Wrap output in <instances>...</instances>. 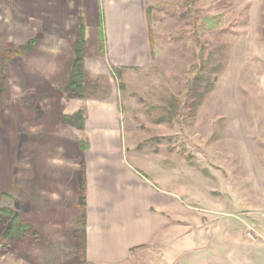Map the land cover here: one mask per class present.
Returning a JSON list of instances; mask_svg holds the SVG:
<instances>
[{
	"label": "rangeland",
	"instance_id": "obj_1",
	"mask_svg": "<svg viewBox=\"0 0 264 264\" xmlns=\"http://www.w3.org/2000/svg\"><path fill=\"white\" fill-rule=\"evenodd\" d=\"M21 5L0 0V260L86 264L83 218L53 205L84 202L78 138L57 117L74 59ZM154 7L156 61L107 75L86 70L85 91L95 94L87 99L115 101L128 162L177 195L191 231L231 243L234 228L249 233L250 219L264 217V0ZM102 37L96 30L91 40L97 53ZM13 221L31 227L26 238L6 234ZM151 249L127 264H153Z\"/></svg>",
	"mask_w": 264,
	"mask_h": 264
},
{
	"label": "crops",
	"instance_id": "obj_2",
	"mask_svg": "<svg viewBox=\"0 0 264 264\" xmlns=\"http://www.w3.org/2000/svg\"><path fill=\"white\" fill-rule=\"evenodd\" d=\"M22 1L24 14L38 19L42 33L51 42L69 47V62L75 57L83 18L84 64L92 75H107L114 69H145L159 56L153 34L154 27L161 24L160 20L154 23L153 14L157 9L154 6L163 0ZM174 19L172 16L171 22ZM96 30L102 32L105 42L102 53L94 51L91 43ZM61 104L63 114L86 113L82 138L81 132L64 126L78 138L74 144L81 170L76 184H80L82 175L85 192L83 203L76 201L72 206L58 201L53 205L61 213L74 212L76 220L83 218L86 264H127L134 253L150 252V247L153 264H264V217L250 219L249 233L234 228L231 243H225L218 233L192 232V217L177 215L181 207L177 195L128 162L114 100L63 99ZM82 139L85 149H81ZM16 261L9 264H37L26 257Z\"/></svg>",
	"mask_w": 264,
	"mask_h": 264
},
{
	"label": "trees",
	"instance_id": "obj_3",
	"mask_svg": "<svg viewBox=\"0 0 264 264\" xmlns=\"http://www.w3.org/2000/svg\"><path fill=\"white\" fill-rule=\"evenodd\" d=\"M75 58L70 67L69 73V81L64 88H61V91L67 96V99L74 100V99H81L85 100L90 97H95V94H91L86 92L85 88L87 85L86 81V69H85V53H86V41H85V24L83 18L80 21V35L75 43ZM60 123L64 126H69L72 128H76L80 131H83L85 128L86 122V113L84 110H80L73 115H66V114H58L57 115ZM85 145L83 144V147ZM85 149V147H84ZM84 223H82V231L84 227ZM31 227L25 223H19V221H13L10 226V231H7L6 234L14 231V235H21L23 238L27 237L26 234L30 233ZM32 230V229H31ZM21 233V234H20ZM83 237V232H82ZM83 246L85 249V242L83 239Z\"/></svg>",
	"mask_w": 264,
	"mask_h": 264
}]
</instances>
